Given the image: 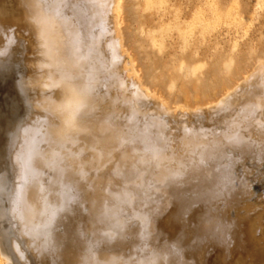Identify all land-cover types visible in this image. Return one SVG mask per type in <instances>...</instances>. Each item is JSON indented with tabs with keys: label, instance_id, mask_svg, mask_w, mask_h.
Instances as JSON below:
<instances>
[{
	"label": "rangeland",
	"instance_id": "obj_1",
	"mask_svg": "<svg viewBox=\"0 0 264 264\" xmlns=\"http://www.w3.org/2000/svg\"><path fill=\"white\" fill-rule=\"evenodd\" d=\"M121 32L141 81L167 103L168 112L184 107L192 117L178 110L174 114L164 111L167 115L162 112L168 122L164 130L168 151L158 163L153 164L151 159H146L143 166L132 163V159L127 163L121 143L110 147L103 160L95 157L86 168L64 154L63 174L54 186L50 187L53 171L48 170L45 175L49 186L47 213L44 229L37 236L43 259L36 258L28 237L18 233L20 223L3 220L0 264H6L2 250L9 253L11 264H264V155L260 156L261 162L257 159L258 145H264V91L255 84L256 98L243 87L236 91L238 94L232 92L226 97L228 104L209 109V118L203 111L207 103L224 98L226 87L234 88L247 71L264 61V0H123ZM20 34L12 47L21 48H12L14 53L9 54V59L15 63L11 70L17 71L14 81L27 108L16 127L13 150L19 146L22 124L34 106L33 92L26 87L27 41ZM17 51L20 58H15ZM223 61L230 62L228 73L221 72ZM11 70L0 65V104L10 83L5 78L14 75ZM246 100L255 104L251 105L253 113L245 116L242 113ZM152 102H140L143 112L147 110L150 116L160 111ZM233 113L237 118L232 117ZM184 124L206 128L207 133L203 130L205 135L202 133L197 139L198 149L194 146V151L192 148L182 153L179 137ZM222 127L226 128L224 133ZM239 132L254 141L244 161H236L230 166L232 169L228 167L232 171L228 176L221 172L227 155L223 159L214 155L220 150L236 153L232 142ZM14 240L24 252V259L10 248ZM103 254L109 256L108 261Z\"/></svg>",
	"mask_w": 264,
	"mask_h": 264
},
{
	"label": "bare ground",
	"instance_id": "obj_2",
	"mask_svg": "<svg viewBox=\"0 0 264 264\" xmlns=\"http://www.w3.org/2000/svg\"><path fill=\"white\" fill-rule=\"evenodd\" d=\"M122 23L123 0H0V65L7 66L8 70L15 69V66L12 67L15 63L11 64L13 60L9 59V54L14 53L10 50L13 48L12 45L17 38V34H23L27 41V53L24 57L27 64L26 87L32 90L34 98L32 113L21 127L19 146L16 150H13L12 145L16 127L19 121L25 117L27 107L26 99L21 95L17 81H14L17 71L11 70L10 73H14V75H11L8 79L5 78L6 82L10 83L5 90L4 101L0 104V226H2L3 220H8L12 224L20 223L18 233L28 237V243L34 250L38 260L43 259L44 253L37 242V236L41 234L40 231L45 223L47 213L45 201L49 186L45 182V178H47L45 175L48 170L53 171L50 176V187L54 186L57 178L63 174L64 164L66 163L64 154L69 155V159L77 162L78 166H85L86 168L90 167L95 157H97V160H103L107 155V150L120 143L123 145V157L126 162L128 163L129 159H132V163L137 164V166H143L146 159H151L153 164L158 163L165 159V152L168 151H165L164 133L168 122L167 117H164L162 112H168L169 106L154 90L141 81L135 60L125 48L121 32ZM19 48L21 47L19 46ZM19 48H13V50ZM18 51L16 54H18ZM18 56L20 58L21 54H18L15 58ZM222 65L221 72L228 73L231 71L229 61H223ZM189 68L192 67L189 66ZM250 82L253 84L251 85ZM255 84L256 86L259 85L264 91V61L258 62L251 72L247 71L243 80L234 88L233 86L226 87L227 92L224 98L215 103H207L203 111L209 118V109L226 103L227 96L232 92H238L243 87H246L249 92L248 95L253 94ZM253 95L259 98L256 94ZM142 99L146 102L147 100L153 101L154 106L160 111L151 116L148 114V117L147 110L143 112V106L140 105ZM256 100L254 99L255 102H258ZM246 102L248 101L246 100ZM148 103L150 104V102ZM248 103H245L248 106L241 104L245 107H243L245 113H242L245 116L251 112L253 113L252 109L255 103L252 102L251 105L253 106L250 105L251 102ZM152 109L150 110L152 111ZM176 110L187 112L188 116L192 117L191 113L185 111L184 107H176L173 113L168 112V114L177 113ZM163 114L167 115L165 112ZM235 114L233 113L232 117L235 118ZM176 118L175 116L174 119ZM210 118L212 119V117ZM229 120L231 121V119ZM225 121L228 124L229 121L227 119ZM236 124L238 125V122ZM233 125L235 126V124ZM246 125L248 126V124ZM253 128L255 127L253 126ZM205 129L192 128L191 126L183 127L179 137L181 147L184 149L182 153H185L186 149L194 151L193 147L199 145L196 141ZM224 130L226 128L223 129L222 127V132ZM232 131H235L234 128ZM258 131L260 132V130ZM205 132L207 133V130ZM203 134L205 135V133ZM257 134L261 136L260 133ZM252 141L254 140L246 134L239 132L232 142L237 149L236 153L230 154L226 150H220L217 155H214L218 159L227 155V163L225 168L221 170L222 173L228 176L231 175L230 168L232 169V167L230 166L234 165L236 161H244L246 155L252 149ZM207 143L209 142L207 141ZM207 143L206 145H208ZM204 144L202 145L204 146ZM196 148L198 149V147ZM205 151L208 152L206 149ZM205 151L203 154L206 153ZM192 153L194 154V152ZM257 153L259 156L257 159H260V156L264 155V145L263 147L261 144L258 145ZM182 163L184 164V162ZM165 167L167 166L165 165ZM252 182L254 181L252 180ZM235 187L237 188V186ZM236 188L232 190L235 191ZM240 197L236 199L240 200ZM239 200L238 203H240ZM258 202L256 205H258ZM74 232H76V229ZM4 236L5 231L0 229V237ZM12 242L13 246L10 248L24 259V252L17 241ZM108 252L107 250V253H105L108 254ZM1 254L6 264H11L9 253L2 250ZM106 254L103 255L108 261L107 257L109 256H106Z\"/></svg>",
	"mask_w": 264,
	"mask_h": 264
}]
</instances>
